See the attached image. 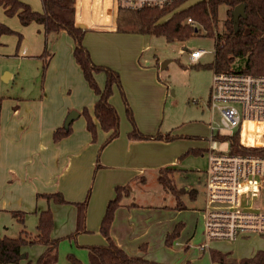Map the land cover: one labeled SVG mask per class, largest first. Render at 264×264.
<instances>
[{"label":"rangeland","instance_id":"obj_1","mask_svg":"<svg viewBox=\"0 0 264 264\" xmlns=\"http://www.w3.org/2000/svg\"><path fill=\"white\" fill-rule=\"evenodd\" d=\"M19 1L28 4L33 11H42L40 0ZM195 1L188 0L187 6ZM85 7L86 2H84ZM226 18V8L219 7L217 27L219 31L223 30ZM0 23L14 32L0 36V150L3 148L7 150L15 144V140L17 144L20 143L25 148V146L34 145V139L38 136L39 129L35 125L34 119L42 117L38 102L46 90H49L48 94H51L47 100V106L53 109L55 105H67L68 101L74 102L76 99V96L68 99L58 91L63 87L66 96H68V90L64 83L71 84L70 88L73 91L76 87L78 93L81 92L84 97L87 91L90 92V89L76 65L73 64L77 71L75 72L72 67L71 74H67L65 77L60 76L58 72L59 64L66 56L69 58L72 49V41L66 33L45 34L41 26L35 23L23 26L16 15L5 14L1 6ZM84 43L88 45V47L85 45L88 50L93 52L94 49V52L103 59L114 60V57L121 55L129 57V60L139 67L150 69L152 75L157 74L158 82H162L165 87H168L161 104L160 120L154 134L156 132L166 134L173 131L176 135L184 133L196 137L185 139L189 141L186 143L187 149L185 148L177 156L178 162L175 165L168 166L175 169L171 179L174 186L178 190H182L179 199L186 206L185 210L175 209L177 200L156 181L157 172L145 174V183H138L131 187V194L126 198V200L138 202L148 208L152 215L147 218L153 227L163 226L167 223H173V226L183 223V228L174 240L172 247L156 248L155 253L150 256L162 257L166 263L171 264H180L186 259L194 261L196 264H216L211 262L209 251L200 252L196 249V246L203 241V215L200 210L196 209L203 207L201 197L204 182L203 172L207 168V148L210 145L207 124L212 120L214 126L219 127L218 114H214L212 118L208 106L213 72L204 66L213 60L214 39L207 37L202 30L183 42H167L164 37L88 30L84 37ZM44 49L52 55L55 53L57 60V66L48 65L45 71L40 58ZM196 49L206 50V54L196 63H191L188 54ZM6 73L10 76L8 77ZM99 77H101V81ZM96 78L99 86L102 87L103 75L99 73ZM149 87L154 94L153 86ZM148 92L149 90L145 89V93L149 94ZM113 96L121 107L120 113L123 117L125 116L123 119L125 124H128L119 92L117 91ZM34 102L35 105H33ZM14 104H18V109L20 108L22 111L20 116H15L12 113L11 106ZM80 118L75 120V125L79 122L78 120H82V117ZM31 123L33 126L28 128ZM223 133L228 135L233 131H224ZM21 139L22 141H20ZM190 147L201 150V154L198 153L200 151L197 153L188 152ZM217 149L227 152L228 143L217 142ZM8 188L7 185L0 183V198H10L11 191ZM186 188L195 191V197H191L189 192L185 191ZM261 203L264 206V194ZM27 216L26 231L34 236L37 234L36 219L31 214ZM56 218L60 220L57 215ZM62 220L61 225L68 226L66 216H62ZM19 228L18 223L9 213H0V237H18ZM74 230L75 228L72 233L62 232L59 235L57 233L59 238L57 264H73L68 258L69 255H73L81 264H88V249L78 243V247L76 246L77 235L71 237L74 236L72 235ZM177 242L181 244V247H173ZM184 245H187L188 248H185ZM209 247L213 252L230 254L232 258L240 260L251 257L258 250H264V236L250 234L233 242L212 241ZM36 250H38L37 246H27L26 257L21 259L18 264H35L38 255ZM40 250H43L41 246Z\"/></svg>","mask_w":264,"mask_h":264},{"label":"crops","instance_id":"obj_2","mask_svg":"<svg viewBox=\"0 0 264 264\" xmlns=\"http://www.w3.org/2000/svg\"><path fill=\"white\" fill-rule=\"evenodd\" d=\"M38 26H41L43 29L42 25ZM83 45H86L84 39ZM86 46L88 47V45ZM73 47L72 41L69 58L68 56L63 58L58 66V72L62 77H65L67 74L70 75L72 67L75 72L77 71L76 67H78L82 75L72 55ZM88 51L95 64L108 66L119 73L121 84L129 105L133 110L134 121L138 130L143 134L153 135L157 130L161 104L166 96L168 87H165L162 82H158L157 74L152 75L150 69L139 67L132 60H129V57L121 55L114 57V60L103 59L94 52V49L93 52ZM54 54L50 59L49 66L56 65L57 60ZM6 74L8 77L10 76V74ZM101 74L103 75L104 85L105 76L103 73ZM96 76L97 74L95 75L97 81ZM99 80H102L101 77H99ZM70 85L69 83H64L65 88H67L66 90H68V96H66V91L63 87L59 88L58 91L68 99L76 96L74 102L70 100L67 105H55L52 109L47 106V100L51 97V94H48L49 90L45 91L38 102L42 111V117L34 119V123L39 129L38 136L34 139V145H28L24 148V145L17 144L15 140V144L11 145L7 150H4V148L0 150V183L7 185L11 191L10 198H0V213H9L20 227L18 233L25 231L31 238L36 234L31 236L26 231L27 215L31 214L36 219L35 224H37L38 212L49 209L53 216L51 237L59 239L58 235L62 232L72 233V230L76 228V207L73 203L83 201L89 192L85 211L86 232L77 235V242L75 244L76 246L77 243L80 246L103 245L106 243V240L100 234L99 226L107 202L115 195V187L128 185L131 194V187L138 185V183L144 184L146 181L145 174L152 172L158 173L156 176L157 181L160 169L175 165L178 162L177 156L188 146L186 143L189 141L185 139L196 137L177 133V135L183 137L169 142L161 140H129L127 134L131 130V125L128 121V124H125L123 120L125 116L123 117L122 113H120L121 107L118 101L113 98V95L118 91L114 88L109 101L119 115V134L100 150V146L107 138L108 133L102 131L97 125V136L93 141L91 134L86 130L85 118L81 113L84 108L90 112L92 111L97 96L89 88L90 92L87 91L84 97L81 92L78 93L76 87L73 91ZM149 86H153L155 90L154 94L151 92ZM145 89L149 90V94L145 93ZM35 104L34 102L33 105ZM18 107V104L11 106L12 113L15 116L22 114V111ZM71 111L77 112L78 116L69 124L71 128L70 133L61 140L54 141V131L63 127L64 121ZM80 117H82V120H78L79 122L75 125V120ZM28 126L30 128L33 124L31 123ZM171 133L174 134L173 131ZM181 141L183 143H180ZM185 191L189 192L191 190L186 188ZM56 192L61 193L63 198L69 203L57 204L41 196ZM192 197H195V194ZM201 197L204 204L203 187ZM123 203L124 206L116 209L109 230L113 242L128 255L143 256L148 260L166 263L162 257H152L150 254L155 253L156 248L165 247V236L173 230L175 225L167 223L163 226L153 227L147 218V216L152 214L148 211V208H145V205L126 200V198L123 200ZM131 203L137 204V206L128 207L127 205ZM202 208L196 210L201 211ZM18 211L25 213L23 223H20L11 213ZM56 215L60 220H57ZM62 216H66L68 226L61 225L63 222ZM143 244L146 245V252H143L140 248ZM180 245L177 242L173 247ZM33 246L38 247V250H36L38 254L36 256L37 260L39 255L44 251V247L38 244ZM40 246L43 249L42 251H39ZM184 246L188 248L187 245ZM197 246L196 249L199 250ZM26 249L27 246L21 249V254L23 255L21 259H25ZM208 251H210V247ZM186 261L187 259L180 264ZM88 264H91L89 252Z\"/></svg>","mask_w":264,"mask_h":264},{"label":"trees","instance_id":"obj_3","mask_svg":"<svg viewBox=\"0 0 264 264\" xmlns=\"http://www.w3.org/2000/svg\"><path fill=\"white\" fill-rule=\"evenodd\" d=\"M42 11H33L28 4L19 0H0V6L5 14L16 15L20 24L28 26L31 23L42 25L45 34L66 33L73 41L72 55L79 66L83 78L89 88L97 96L92 111L84 108L82 115L85 118L86 130L91 134L94 141L97 136V125L108 133L107 138L100 146L103 149L109 142L119 134V115L109 99L116 88L123 101L127 121L131 125V130L127 137L129 140L147 141L161 140L173 141L183 136L162 134L156 132L153 135H146L140 132L135 124L132 110L126 99L121 78L114 69L95 64L88 49L83 45V39L88 30L77 28L75 25L74 0H40ZM187 0H181L164 8H144L137 10H121L117 20V33L148 35L164 37L167 42L187 41L200 30L204 34L214 39L213 60L204 66L212 72L237 73L245 75H264V0H196L187 6ZM239 4L245 6L244 18H239L237 29L232 22L231 12ZM226 8L227 18L223 23V30H218V9ZM187 18H191L195 24L191 26L185 23ZM14 32L4 24L0 23V36L13 34ZM20 37V36H19ZM52 53L43 50L40 58L43 61V70L49 65ZM103 73L105 82L103 87H99L95 75ZM71 131L60 127L53 133V140L59 141L66 137ZM193 139V137H190ZM219 141L228 142L229 152L236 155L264 156V144L261 146H244L240 143L238 133L219 137ZM201 153V150L190 148L188 152ZM175 169L165 167L160 169L157 178L158 183L177 200L175 209L185 210L186 206L179 199L182 190H178L172 182V175ZM115 195L110 199L105 207L104 215L101 219L99 232L105 238L103 245H90L88 249L91 264H166L148 260L143 256L128 255L123 249L117 246L110 237L109 230L113 222L114 213L117 208L124 206L123 200L130 195L128 185L116 186ZM192 197L195 191H189ZM88 194L81 202H75L76 207V228L71 237L79 233H85V211L88 203ZM57 204H68L61 193L41 195ZM128 207H136L131 203ZM14 218L20 223L24 222L25 213L11 212ZM183 223H177L173 230L165 236V246L171 247L174 240L179 236ZM37 234L29 237L25 231H21L18 237H0V264H18L21 260V249L25 246L41 245L44 251L39 255L35 264H57V249L59 239H53V216L49 209L38 212ZM146 252V245L140 246ZM212 263L216 264H264V250L256 251L251 257L236 260L226 253L209 251ZM68 258L73 264L81 262L73 255ZM183 264H196L186 261Z\"/></svg>","mask_w":264,"mask_h":264},{"label":"built area","instance_id":"obj_4","mask_svg":"<svg viewBox=\"0 0 264 264\" xmlns=\"http://www.w3.org/2000/svg\"><path fill=\"white\" fill-rule=\"evenodd\" d=\"M181 0H74L75 25L83 30L116 32L121 10L164 8ZM188 1V0H187ZM185 1V2H187ZM84 2L86 7L84 8ZM185 23L195 22L187 18ZM204 32V31H203ZM206 50L188 54L196 63ZM208 106L219 116V127L208 125V161L204 172L203 241L201 252L212 241L233 242L250 234L264 236V156L236 155L217 149L224 131L239 134L244 146L264 144V75L213 72ZM228 143V142H227Z\"/></svg>","mask_w":264,"mask_h":264},{"label":"water","instance_id":"obj_5","mask_svg":"<svg viewBox=\"0 0 264 264\" xmlns=\"http://www.w3.org/2000/svg\"><path fill=\"white\" fill-rule=\"evenodd\" d=\"M244 9H245V6H244L243 4H239V5L235 6V7L233 8L232 12H231L232 22H233V25H234V27H235L236 29H237V22H238L239 18H244V17H245ZM76 27H77V28H80V29H83V28L81 27V25H77ZM77 116H78V113H77V112H75V111H71V112L67 115V117H66V119H65V121H64L63 127H64L65 129H67L68 126H69V124H70V122H71L73 119L77 118ZM21 258H23V255L21 256Z\"/></svg>","mask_w":264,"mask_h":264}]
</instances>
